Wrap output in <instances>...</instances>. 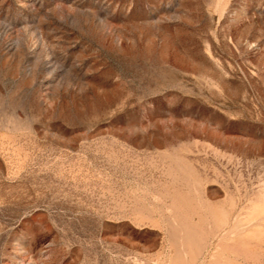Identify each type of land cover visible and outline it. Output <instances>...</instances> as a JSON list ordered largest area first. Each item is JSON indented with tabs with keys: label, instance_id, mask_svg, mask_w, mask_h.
Wrapping results in <instances>:
<instances>
[{
	"label": "rangeland",
	"instance_id": "obj_1",
	"mask_svg": "<svg viewBox=\"0 0 264 264\" xmlns=\"http://www.w3.org/2000/svg\"><path fill=\"white\" fill-rule=\"evenodd\" d=\"M0 264H264V0H0Z\"/></svg>",
	"mask_w": 264,
	"mask_h": 264
}]
</instances>
